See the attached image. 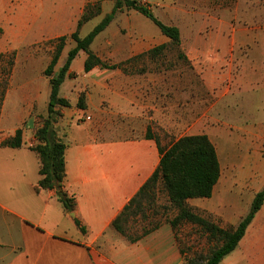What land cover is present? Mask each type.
Here are the masks:
<instances>
[{"label": "crops", "instance_id": "1", "mask_svg": "<svg viewBox=\"0 0 264 264\" xmlns=\"http://www.w3.org/2000/svg\"><path fill=\"white\" fill-rule=\"evenodd\" d=\"M91 1L62 0L52 18L50 11L36 10L26 23L49 28L51 22V28L71 30ZM127 42V55L113 59L123 69L96 67L88 73L90 91L82 108L77 107L81 89L75 87L76 77L67 76L60 88L70 107L59 109L55 128L67 145L64 191L75 199L74 212L63 208L54 190L35 191L40 163L30 150L35 139L28 129L21 148L0 146V264H184L187 254L168 222L134 242L112 227L159 167V148L184 136L206 135L213 145L240 142L247 158L248 142H264V122L253 120L254 105H264V41H189L183 56L191 69L185 72L136 69L135 61L154 46ZM1 124L2 119L0 143L17 130ZM162 129L173 142H161L156 132ZM148 131L152 138L146 137ZM259 148L254 156L260 155ZM216 151L221 175L212 196L187 204L226 228L248 213L264 187V175L246 169L224 176ZM263 221L264 204L220 264H264Z\"/></svg>", "mask_w": 264, "mask_h": 264}, {"label": "rangeland", "instance_id": "2", "mask_svg": "<svg viewBox=\"0 0 264 264\" xmlns=\"http://www.w3.org/2000/svg\"><path fill=\"white\" fill-rule=\"evenodd\" d=\"M136 1L148 7L164 24L178 27L181 45L177 47L170 42L165 43L164 41L169 40L161 35L159 29L149 19L134 11L124 10L116 14L111 24L96 37L90 47L91 51L107 65H113L116 63L113 59L119 60L127 55L129 49L127 41L142 40L147 47L165 45L162 54L156 59L145 56L135 61L138 62L136 69H178L184 72L191 67L188 61L179 55L185 56L189 41H264V0ZM61 3L62 0H0V120L2 119L1 126L8 130L22 128L24 133L28 129L30 136L34 135V129L41 126L47 116L50 84L49 79L44 76V71L58 44L57 39L62 36H66V41L53 74H57L64 65L68 52L75 46L70 38L75 27L71 30H61L51 28V22L48 28L44 23L32 24L26 23V20L33 17L30 13H35L36 10L42 13L50 11L49 17L52 18ZM95 3L101 6V15L83 26L80 31L81 37L86 36L106 14L111 12L114 0L90 2ZM85 59L86 55L80 52L70 67L74 72L73 77L77 78L75 87L81 89L79 97L83 98L82 104L86 93L90 91L89 72L84 71ZM71 86L72 82H66L64 89L67 95L72 89ZM253 111V120L264 122V105L257 102ZM232 113V117L237 114ZM257 127L251 125L250 128ZM3 134L0 130V138ZM156 134L164 145L174 141V138L168 141V134L164 129ZM246 145L247 158L242 155L244 150L240 142L214 143L224 176L243 173L246 169L251 171L252 175L253 171L260 177L264 175V142H248ZM257 145L261 147L258 157L252 154ZM239 181V184L243 183L244 179ZM239 184L233 188L237 189ZM143 208V213L131 218V233L139 234L143 228L149 229L157 223L171 221L177 214L160 187L156 189L153 200L151 199L149 203L147 200L143 201ZM193 211L196 212L194 209ZM175 233L187 258L196 254L205 255L214 246V243L209 242L207 236L194 224L180 223L175 228Z\"/></svg>", "mask_w": 264, "mask_h": 264}, {"label": "trees", "instance_id": "3", "mask_svg": "<svg viewBox=\"0 0 264 264\" xmlns=\"http://www.w3.org/2000/svg\"><path fill=\"white\" fill-rule=\"evenodd\" d=\"M134 11L149 19L160 31L161 35L170 41L173 46L179 47L181 44L180 30L176 26L167 25L158 20L152 11L137 2L136 0H114L110 13L106 14L102 20L84 37L80 36V31L85 24L101 15L102 9L99 3L87 4L83 13L79 17L75 30L70 38L75 43L66 57L64 65L53 74V69L57 65L60 55L64 49L66 36L57 39L58 44L54 50L49 65L44 71V76L49 79L50 93L47 106V116L42 121L41 126L34 129L35 144L30 150L36 154L39 159L40 179L35 187V191L54 190L60 203L67 212H74L76 202L73 197H69L64 191L66 180V150L67 145L58 138L55 124L61 116L59 109L69 108L70 103L59 95L60 88L69 74L72 61L80 52L86 55L84 61V71L90 72L98 67L101 69H123L122 64L107 65L97 57L90 49L94 40L114 20L117 13L122 11ZM165 45L154 47L146 56L156 57L162 54ZM180 58H184L181 54ZM82 96L79 97L78 107L82 108ZM147 138H152L150 131L146 134ZM23 145V129H17L13 136L3 140L1 147L19 149ZM161 160L159 167L153 175L141 187L139 192L124 207L119 216L113 221L112 227L122 236L134 242L149 232L157 229L161 223H157L149 229H142L141 233H131V218L138 213H143V201L148 203L155 198L156 189L165 193L170 206L177 211L175 218L168 223L173 230L180 223H191L200 228L209 242L214 246L205 255H194L190 258L185 256L184 264H220L221 261L232 253L244 237L248 226L253 221L255 215L264 204V187L259 191L251 203L248 213L243 216L236 226L226 228L220 227L208 217H203L193 211L188 206L187 201L192 199L210 198L214 187L219 181L221 168L215 146L206 135L184 136L172 143L167 149L159 148ZM77 228L85 233L78 219H74Z\"/></svg>", "mask_w": 264, "mask_h": 264}]
</instances>
